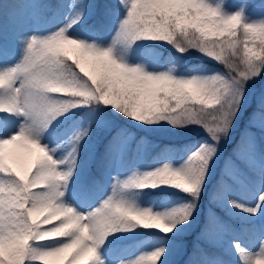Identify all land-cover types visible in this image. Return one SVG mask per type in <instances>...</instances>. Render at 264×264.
Masks as SVG:
<instances>
[{"label": "rangeland", "instance_id": "rangeland-1", "mask_svg": "<svg viewBox=\"0 0 264 264\" xmlns=\"http://www.w3.org/2000/svg\"><path fill=\"white\" fill-rule=\"evenodd\" d=\"M73 1L50 38L68 44L79 55L84 70L109 79L104 94L116 106L115 117L108 113L109 124L84 122L69 133L64 128L53 132L51 125L58 122L54 117L62 112V104L73 102L64 92L72 93V84L80 95H87L90 87L79 86L64 72L57 80L51 79L47 71L53 67L36 55L44 16H33L20 56L10 60L6 69L0 67V83L9 77L13 86L9 104L0 103V114L18 109L16 125L10 132L0 133V264H22L23 250L32 238L21 211L23 188L11 173L16 169L26 178L28 163L36 158L41 160L38 180H49L52 187L30 207L29 217L39 228L28 264H85L89 260L92 264L169 263L181 245L179 237L193 223L190 194L195 193L198 200L228 143L241 126L258 129L264 138V116L255 113L264 88V13L247 11V3L253 0H123L124 13L111 35L97 40L71 30L93 10L92 4L83 3L72 15ZM157 9L173 17L171 25L180 29L179 34H196L194 42L187 43L188 49L197 48L194 50L206 58L230 64L236 74L220 65L211 70L207 61L197 69L179 71L169 57L160 67L145 58L131 60L130 55L127 59L121 44L128 41L136 46L130 43L138 31H133V22L139 26L155 22ZM203 45L207 48L202 50ZM31 65L36 66L35 74L28 77L25 71ZM37 97L46 100L50 113L43 121L45 134L29 118V100ZM117 118L146 127L157 142L168 139L179 144L155 164L135 163L123 170L121 151L132 142L130 135L125 136L105 190L94 202L78 206L75 184L84 173V150L93 146L86 147L84 139H101ZM259 140L253 137L249 149L236 152L244 169L251 168L256 176L233 166L227 173L233 183L228 194L206 208L217 221L215 207L242 227L245 238L231 235L223 227L204 236L207 244L222 248L241 264H264V147ZM147 189L156 191L151 199L142 201L140 194ZM134 221L150 231L139 244L130 242L141 232ZM62 234L67 237L50 243ZM205 264L223 263L210 260Z\"/></svg>", "mask_w": 264, "mask_h": 264}, {"label": "trees", "instance_id": "trees-1", "mask_svg": "<svg viewBox=\"0 0 264 264\" xmlns=\"http://www.w3.org/2000/svg\"><path fill=\"white\" fill-rule=\"evenodd\" d=\"M69 1L0 0V67L6 69L10 60L20 56L25 43L29 21L33 16L40 14L44 18H42L39 26L40 34L36 42L38 45L36 55L40 56L42 60H46L50 68L53 67L47 71L51 79L57 80L59 74L64 72L70 79H74L79 86L89 85L90 93L87 95H80L78 89L72 84L70 85L72 93H69L68 90L64 92L67 97L71 96L73 102L71 104H62V112L54 117L58 122H52L51 129L54 128L53 132H56L64 128L67 133L84 122L87 125L96 126H101L104 122L109 124L107 116L112 113L115 117L114 110L116 108L111 101L106 100L108 96L104 94L105 90L108 91L106 85L109 79L104 76L99 78L98 74L84 70L80 64L79 55L70 51L68 44L59 42L57 38H50L65 16ZM83 3L92 4L93 10L89 17L79 19L71 30L86 34L97 40L107 39L111 35L117 20L124 13L123 0L122 4L119 0H74L71 14L75 15L77 11H80L79 9ZM254 10L264 13V0L249 1L247 3V11L252 12ZM155 19V22H143L142 25L140 24L141 26L136 20L133 22V31L135 29H138V31L134 33L130 43L132 45L137 43L136 46L131 47L128 41L121 44V49L127 59H129L130 55H132L131 60L145 58L150 63L160 67L164 64L165 57H169L179 71L197 69L207 61L211 70L220 65L229 74H236L231 72L233 68L230 64L217 63L214 59L206 58L199 51L194 50L197 48L188 49L187 43L189 41L194 42L196 34L194 32L190 34L188 31L179 34L180 29L178 31L174 29L175 27L171 25L173 17H169L165 10H155ZM205 48H207V45L202 46V50ZM53 52L54 56H51ZM230 62L235 61L231 59ZM236 65H238V61H236ZM35 67L34 65L27 66L25 75L28 77L34 76ZM12 93V80L7 77L5 81L0 83V103L8 105L12 98ZM33 96L35 97L34 92L32 93ZM258 101V108H256L255 113L258 114V117H263L264 88L258 96ZM28 111L30 112L29 118L36 123L39 132L45 134L43 121L50 114L48 113L46 100L43 97L29 100ZM17 112L18 109L15 107L12 113L0 114V133H8L16 125ZM50 131L46 132L49 133ZM128 135L132 138V142L124 145L119 158V165L124 167L123 170L135 163H141L144 166L155 164L161 161L165 155L172 154L179 144V142L176 143L174 140L168 139L158 140L157 142L153 137V133L148 131L146 127L144 128L127 122L122 118H117L114 125L108 127L101 139H92L90 141L84 139L86 147L91 144L93 146L84 150V173H82V176L75 184V187H77L76 191L79 194L78 206L94 202L100 193L105 190L116 153L124 143V137ZM253 137H259V141L264 147V138L260 135L258 129L241 126L237 136L228 143L213 179L205 184L198 200L195 198V193L190 194L193 200V223L179 237L178 242L181 245L174 251L171 261L166 264H205L210 260L223 264H241L239 260L232 258L229 254H225L222 248L207 244L204 236L210 231L223 227L231 235L245 238L242 227L224 211L215 207L218 216L217 221L211 210H206V208L210 207V205L212 207L214 202L228 194L229 187L233 183L227 173L233 169V166H239L245 173L256 176L251 168L246 171L243 160L236 156L238 150L249 149ZM154 145L157 146L151 149ZM147 150L149 152H146ZM140 151L144 152V154H141ZM40 162L41 160L36 158L33 163H28L29 173L26 178H22L16 169H13L11 173L12 178L22 185L23 207L21 211L32 235L29 244L23 250L22 264H28L33 255L32 243H36L33 238L37 235L39 228L29 217L30 207L39 202L46 188L52 187L49 180L44 182L38 180ZM258 187H261V185L258 184ZM154 190L156 191V189L142 191L140 199L142 201L151 199L153 197L152 194L155 193ZM199 208L202 211H199ZM262 222L264 226V216ZM134 224L140 228L141 232H137L130 242L139 244L150 231L136 221H134ZM65 237L67 235L62 234V236L55 237L50 243H56ZM104 244L110 245L105 243V241ZM92 263L93 261L89 260L85 264Z\"/></svg>", "mask_w": 264, "mask_h": 264}, {"label": "bare ground", "instance_id": "bare-ground-1", "mask_svg": "<svg viewBox=\"0 0 264 264\" xmlns=\"http://www.w3.org/2000/svg\"><path fill=\"white\" fill-rule=\"evenodd\" d=\"M97 227V224L95 225V228H94V230L96 231L98 228H96ZM92 234V233H91Z\"/></svg>", "mask_w": 264, "mask_h": 264}]
</instances>
